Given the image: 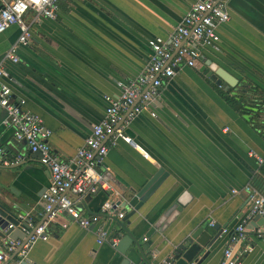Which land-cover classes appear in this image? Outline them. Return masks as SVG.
I'll list each match as a JSON object with an SVG mask.
<instances>
[{
	"label": "crops",
	"instance_id": "crops-1",
	"mask_svg": "<svg viewBox=\"0 0 264 264\" xmlns=\"http://www.w3.org/2000/svg\"><path fill=\"white\" fill-rule=\"evenodd\" d=\"M196 1L65 0L56 19L25 13L28 43L19 47L17 63L3 66L13 98L24 99V109L42 119L51 131L48 143L62 161L73 160L91 126L103 118L104 95H118L120 83L143 71L148 41L167 40ZM223 1L229 18L216 27L219 41L195 44L201 52L195 66L180 65L162 83L155 117L144 110L121 126L135 145L106 141L108 151L96 159L97 170L111 190L86 193L79 202L82 214H97L103 203L118 202L123 190L138 188L164 169L167 175L157 189L123 222L138 245L131 241L125 251L117 248L118 234L126 232L115 212L101 216L108 238L118 239L114 248L98 244L92 228L61 215L47 226L48 240L33 245L32 264H161L173 260L174 245L193 232L206 243L217 237L199 252V264H220L230 235L219 236L220 230L233 228L248 209L245 186L255 177L264 183V0ZM19 34L17 25L0 33V62ZM216 70L233 76L235 86L217 84ZM6 117L0 108V148L10 160L17 153L25 158L0 163V194L20 201V215L37 218L49 173L24 142L14 139ZM180 197L183 208L162 217ZM118 210L128 214L127 208ZM261 224L254 217L246 225L249 240L234 249L248 243L253 249L237 264H264V232L256 236Z\"/></svg>",
	"mask_w": 264,
	"mask_h": 264
},
{
	"label": "built area",
	"instance_id": "built-area-1",
	"mask_svg": "<svg viewBox=\"0 0 264 264\" xmlns=\"http://www.w3.org/2000/svg\"><path fill=\"white\" fill-rule=\"evenodd\" d=\"M61 1L65 0H0V33L12 25L20 29L16 42L8 48L0 62V108L7 114L5 124L12 128L14 139L24 142L26 152L36 154L40 164L49 173L48 186L40 196L42 210L38 217L35 218L31 213L19 214L16 225L8 224L11 231L19 229L23 236L11 239L9 233L5 239H0V264H31L30 251L33 245L48 240L47 226L57 222L61 215H65L80 228H92L98 244L107 242L111 247H116L118 239L108 238L101 216L116 212L115 215L122 218L124 213L118 210L119 204L106 201L101 205L99 213L90 215L82 214L77 208L86 193H95L98 188L105 192L111 190L110 184L97 170L96 159L106 155L108 140L114 144L117 139H122L135 145L121 126L129 125L144 110H149L151 116L155 117L154 109L162 83L171 79L180 65L195 66L201 57L195 44L214 46L219 41L216 27L229 18L223 0H197L167 40L161 37L150 39V55L143 71L126 83H120L121 91L118 95H104L106 108L103 118L91 126L90 134L77 148L73 160L65 162L48 143L51 131L44 127L42 119L24 109V99L13 98L10 76L3 66L5 61L17 63L19 47L28 43L30 27L23 20L25 13L33 10L36 19H56ZM6 155L7 150L0 148L2 166L19 164L25 158V153H17L11 160ZM261 162L262 159H259ZM245 191L248 195V209L233 228L225 226L219 232V236L230 234L220 264H237L244 254L252 251L253 245L249 243L234 248L249 240L246 225L255 216L262 219L256 236L260 237L264 232V194L252 184L245 186ZM210 225L214 226V222H210ZM161 264H174V260H164Z\"/></svg>",
	"mask_w": 264,
	"mask_h": 264
},
{
	"label": "water",
	"instance_id": "water-1",
	"mask_svg": "<svg viewBox=\"0 0 264 264\" xmlns=\"http://www.w3.org/2000/svg\"><path fill=\"white\" fill-rule=\"evenodd\" d=\"M209 75L211 72H207ZM216 76L219 77V80L216 81L217 84H220L221 81L224 82V87L226 86H235L237 80L233 78L230 74L224 72L223 70H216ZM167 175V172L164 169L159 168L156 170L151 176L138 188H129L122 191L120 196V200L117 202L121 208H127L128 214L125 217L117 219L115 217L114 220L121 225V228L125 230L126 234L123 235L121 232L118 234L121 237V240L117 246L120 251L126 250V245H128L131 241H134L136 245V240L130 234L129 231L125 229L123 226V222L125 219L136 211L139 210L141 205L147 201V199L151 196V194L157 189L160 185L164 177ZM100 189L98 188L96 193L99 192ZM182 197L175 200L173 204L168 208V210L164 213V216H169L172 213L174 214V209L179 211L183 208L184 203L181 201ZM20 201L12 200L10 198L4 197L0 194V239H5L8 235L11 239H16L18 237H22L23 234L20 232L19 229H15L11 231L7 226L8 224L12 223L14 225L17 224L16 217L21 211ZM81 203L77 204V208L80 210ZM116 213V212H115ZM114 213V214H115ZM260 218L259 216H255ZM262 220V219H261ZM219 230V227H215ZM217 240V237L212 239L211 242H207L203 240V238H196L194 232L187 236L186 238L182 239L178 244L174 245L173 252L174 254V264H188L193 260H196V263L199 264L201 260H198L197 255L199 252L206 247L208 243H213ZM207 255V252L204 254ZM32 264V263H31ZM36 264V263H33ZM147 264V263H145Z\"/></svg>",
	"mask_w": 264,
	"mask_h": 264
},
{
	"label": "trees",
	"instance_id": "trees-1",
	"mask_svg": "<svg viewBox=\"0 0 264 264\" xmlns=\"http://www.w3.org/2000/svg\"><path fill=\"white\" fill-rule=\"evenodd\" d=\"M241 110L243 109L244 110V112H247L249 109L248 108H246V109H244L243 108V106L240 108ZM250 111V110H249ZM263 181H261V178L260 177H255L253 180H252V182H251V184L255 187V188H257L262 194H264V183H262Z\"/></svg>",
	"mask_w": 264,
	"mask_h": 264
}]
</instances>
